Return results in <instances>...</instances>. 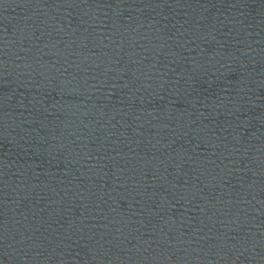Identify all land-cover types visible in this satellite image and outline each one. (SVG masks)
Masks as SVG:
<instances>
[{"label": "water", "instance_id": "95a60500", "mask_svg": "<svg viewBox=\"0 0 264 264\" xmlns=\"http://www.w3.org/2000/svg\"><path fill=\"white\" fill-rule=\"evenodd\" d=\"M0 264H264V0H0Z\"/></svg>", "mask_w": 264, "mask_h": 264}]
</instances>
